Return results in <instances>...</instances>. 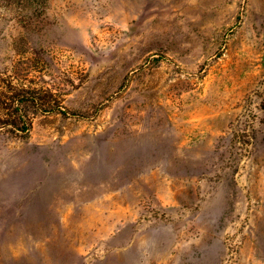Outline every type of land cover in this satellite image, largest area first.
<instances>
[{
  "label": "rangeland",
  "instance_id": "1",
  "mask_svg": "<svg viewBox=\"0 0 264 264\" xmlns=\"http://www.w3.org/2000/svg\"><path fill=\"white\" fill-rule=\"evenodd\" d=\"M19 86L0 264H264V0H0Z\"/></svg>",
  "mask_w": 264,
  "mask_h": 264
},
{
  "label": "trees",
  "instance_id": "2",
  "mask_svg": "<svg viewBox=\"0 0 264 264\" xmlns=\"http://www.w3.org/2000/svg\"><path fill=\"white\" fill-rule=\"evenodd\" d=\"M10 1V0H6ZM30 4L33 0H24ZM0 99H4L5 118H0V127H6L11 131H27L31 127V114L35 112H60L64 113L61 105L50 104L49 101L37 91L27 87H6L5 91H0ZM2 102V101H1Z\"/></svg>",
  "mask_w": 264,
  "mask_h": 264
}]
</instances>
